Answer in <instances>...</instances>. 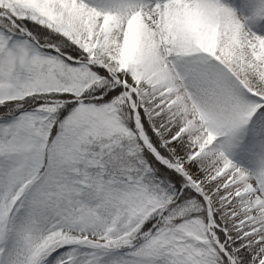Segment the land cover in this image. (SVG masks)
I'll return each mask as SVG.
<instances>
[{"label": "snow or ice", "instance_id": "snow-or-ice-1", "mask_svg": "<svg viewBox=\"0 0 264 264\" xmlns=\"http://www.w3.org/2000/svg\"><path fill=\"white\" fill-rule=\"evenodd\" d=\"M0 264H264V0H0Z\"/></svg>", "mask_w": 264, "mask_h": 264}]
</instances>
